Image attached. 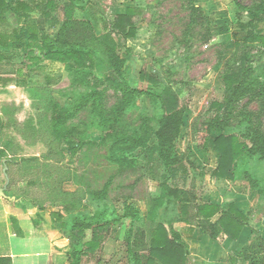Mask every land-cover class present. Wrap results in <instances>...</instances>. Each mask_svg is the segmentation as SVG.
I'll use <instances>...</instances> for the list:
<instances>
[{"label": "rangeland", "instance_id": "374dc122", "mask_svg": "<svg viewBox=\"0 0 264 264\" xmlns=\"http://www.w3.org/2000/svg\"><path fill=\"white\" fill-rule=\"evenodd\" d=\"M261 1L55 0L56 7L45 8V16L41 9L25 19L41 26V54L82 50L93 61V66L78 68L73 60L65 64L46 57L40 66L41 96L26 100L30 109L14 124L21 137L8 146L6 166L16 171L10 184L15 179L23 184L9 197L42 212L37 220L46 227L47 245L63 253L53 264L70 263L74 253L78 264H134L136 256L148 254L144 249L158 224L170 236H193L200 222L184 223L180 202L168 191L184 189L186 195L179 199L189 197L193 206L204 193L221 187L211 177L218 129L248 144L258 129L264 134V53L260 43H243ZM129 4L140 8L134 17L136 35L124 40L112 23ZM65 5L73 7L69 22ZM112 47L123 61L119 73L109 58ZM38 71L36 65L31 74L37 84ZM238 71L243 72L241 87L231 93L223 78ZM150 77L158 80L157 86ZM164 87L176 94L183 118L174 141L181 165L173 172L157 152L148 151L156 144L154 131L164 115L159 99ZM215 102L224 107L216 109ZM228 181L235 193L247 195L248 216L264 224V158L245 155L237 161L234 180ZM93 217L119 221L110 226L95 255L82 257L79 250L91 228L84 229V238H74V223H90ZM31 220L37 222L32 215ZM258 234L249 244H254L252 259L247 253L245 261H235L238 250H231L224 264H264ZM186 252V264H195Z\"/></svg>", "mask_w": 264, "mask_h": 264}, {"label": "crops", "instance_id": "0c3cea01", "mask_svg": "<svg viewBox=\"0 0 264 264\" xmlns=\"http://www.w3.org/2000/svg\"><path fill=\"white\" fill-rule=\"evenodd\" d=\"M20 1H25L28 8L17 13L28 15V19L35 11L47 9L46 0H0V187L7 186L4 192L5 197H0V258L6 259L2 264H53L55 259L63 253L47 245L49 235L46 227L37 220V215H42V212H38L37 206H27L25 202L24 204L10 198L8 193L14 187L21 188L23 185L19 179H15L10 184L12 175L16 171L10 168L8 170L6 166L11 157L8 146L15 143V136L21 137L15 132L14 124L16 120L17 123L21 122L25 117L22 113L29 111L30 107H27L26 100H32L36 95L41 96L40 66L41 64L45 66L47 63L45 53L41 54V48H43L39 35L41 26L39 23L35 27L27 24L25 22L27 18L24 16L17 17L14 3ZM129 7L140 8L129 4L123 13ZM46 9L41 11L42 16L47 14ZM36 65L39 70L38 84L36 74L31 75ZM44 86L43 84L42 91ZM211 177L221 187L204 193L203 201L196 199L194 203L217 204L221 208H226L233 203L245 215L247 225L236 240L230 239L223 233L212 238L198 226L192 237H183L180 234L181 239L187 244L188 252H191L195 264H224L231 250L233 253L238 250L235 261H238L237 258L244 260L253 234L259 232L257 236L264 244V224L248 216L252 207L246 203L247 195L235 193L232 182ZM223 184H231V186L222 189ZM257 203L259 204V200L254 201L252 205L257 207ZM31 215L37 222L34 223L31 220ZM217 218L218 216L213 217L212 221L215 222ZM70 263L65 262V264Z\"/></svg>", "mask_w": 264, "mask_h": 264}, {"label": "trees", "instance_id": "16d2710c", "mask_svg": "<svg viewBox=\"0 0 264 264\" xmlns=\"http://www.w3.org/2000/svg\"><path fill=\"white\" fill-rule=\"evenodd\" d=\"M5 5L8 6L9 4ZM46 7L49 10L55 8V0H46ZM27 8L28 4L25 1L14 3V10L16 13L20 10H26ZM63 10L67 19L66 22H69L72 18L73 7L71 5H65ZM136 14L137 10L129 7L126 9L125 13L117 14L114 17L112 27L116 35L122 37L124 40L135 37L137 28L134 17ZM21 16L25 18L28 17V15L17 13V17ZM250 22L251 31L246 39H244L243 43H260L262 52L264 53V0L258 3L254 8V13ZM113 45L116 48L117 44L114 41ZM236 46H239L238 42H236ZM46 57L65 64H69V61L73 60V66L78 68L93 66L91 54L82 50L50 49L48 53H46ZM109 58L114 71L119 73L123 61L116 55L113 47L112 50H110ZM243 64L244 62L241 61L240 65ZM241 74L243 76V72L238 71L226 75L223 78L226 90H230L231 93H237L240 90L242 83ZM141 77H143V72H141ZM110 81L116 86H121L117 79ZM149 81L153 86L158 85V80L155 77H150ZM144 93L148 94L141 90L138 91V94ZM159 99L164 110V115L159 120L157 130L154 131L156 144L148 151H150V155H152L151 153L153 152H157L162 164L167 167L169 171L173 172L181 165L180 156L174 148V141L183 126V118L178 110V98L172 89L164 87L159 95ZM212 106L216 109L224 107L222 103L217 102L213 103ZM53 121L56 124L59 122V119L54 117ZM218 131L219 132L213 139V151L217 159V166L212 171V176L225 180H234V169L239 159L249 154H259L264 158V134L259 129L256 131V135L251 139V144L242 141L235 134H224L221 129H218ZM168 192L170 196L178 199L180 202L181 220L184 223H190L197 219L200 222L198 227L202 231L208 233L212 238L223 233L230 239L236 240L242 229L247 225L245 215L240 212L233 203H230L226 208H221L220 205L211 203H194L192 206L191 203L193 200L189 199V197H182L179 199L180 195H186L184 189H180L179 191L172 189ZM215 216H218V218L213 222L212 218ZM118 219L117 217L114 221H101L99 218L93 217L90 223L77 220L76 223H74V228L77 227L78 229L76 231L73 230L72 233L74 238H84V229L91 228V235L88 239L84 240V247L82 246V249L79 250V254L82 257L95 255L102 242L105 240L110 226L119 221ZM257 241L256 246L258 248L264 247L260 239ZM253 245L254 244L250 245L246 249V254L249 253L251 259L254 254L249 250L252 249ZM144 250H146L148 254L136 256L134 264H153L154 261L161 264H186L185 252L187 250V244L182 241L181 235L176 232L172 233L170 236L169 230L164 224H158L152 230L147 247ZM129 251L132 252L133 250L130 249ZM75 255V253L71 255L72 261L70 264H78L76 258H74ZM141 257H143V259ZM5 261V258H0V264Z\"/></svg>", "mask_w": 264, "mask_h": 264}, {"label": "water", "instance_id": "95a60500", "mask_svg": "<svg viewBox=\"0 0 264 264\" xmlns=\"http://www.w3.org/2000/svg\"><path fill=\"white\" fill-rule=\"evenodd\" d=\"M7 190V186L0 187V197H5V191Z\"/></svg>", "mask_w": 264, "mask_h": 264}]
</instances>
